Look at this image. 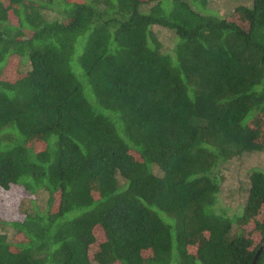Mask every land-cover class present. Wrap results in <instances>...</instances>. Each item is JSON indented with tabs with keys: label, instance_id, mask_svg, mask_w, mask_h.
Returning a JSON list of instances; mask_svg holds the SVG:
<instances>
[{
	"label": "trees",
	"instance_id": "16d2710c",
	"mask_svg": "<svg viewBox=\"0 0 264 264\" xmlns=\"http://www.w3.org/2000/svg\"><path fill=\"white\" fill-rule=\"evenodd\" d=\"M246 1L0 0V191L47 193L0 218V264H252L264 170L240 214L215 209L222 166L264 149V0Z\"/></svg>",
	"mask_w": 264,
	"mask_h": 264
},
{
	"label": "rangeland",
	"instance_id": "374dc122",
	"mask_svg": "<svg viewBox=\"0 0 264 264\" xmlns=\"http://www.w3.org/2000/svg\"><path fill=\"white\" fill-rule=\"evenodd\" d=\"M241 3L248 4L244 0H207L204 10L213 14L228 17L232 10ZM50 16H53L50 15ZM160 38L163 40L165 50L171 49L172 36L170 31L164 30L160 33ZM171 36V37H170ZM26 67L23 66V69ZM253 168L264 170V149L260 151L246 152L239 157L233 158L221 168L222 181L218 201L215 209L218 213L235 217L242 212L245 204L248 187H249V172ZM156 171V170H155ZM157 172V171H156ZM14 192V191H13ZM0 191V218L9 220L20 216L19 208L30 210L32 206H42L46 200V192L40 190L32 199L21 197L20 193ZM248 230V226L243 227ZM233 234L237 233V228L233 227ZM0 231L5 232L8 238H12L14 230L5 226L0 221ZM95 264V263H93Z\"/></svg>",
	"mask_w": 264,
	"mask_h": 264
},
{
	"label": "water",
	"instance_id": "95a60500",
	"mask_svg": "<svg viewBox=\"0 0 264 264\" xmlns=\"http://www.w3.org/2000/svg\"><path fill=\"white\" fill-rule=\"evenodd\" d=\"M263 247H264V241L262 242L261 246L259 247V249H258V251H257V253H256V255H255V259H256V257L258 256V254L260 253V251H261V249H262ZM255 259H254V261L252 262V264H254Z\"/></svg>",
	"mask_w": 264,
	"mask_h": 264
}]
</instances>
